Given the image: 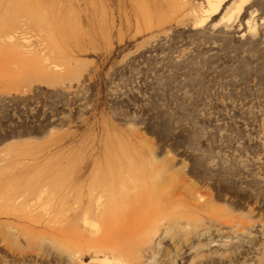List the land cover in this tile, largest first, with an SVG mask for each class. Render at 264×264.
I'll list each match as a JSON object with an SVG mask.
<instances>
[{
	"label": "rangeland",
	"instance_id": "374dc122",
	"mask_svg": "<svg viewBox=\"0 0 264 264\" xmlns=\"http://www.w3.org/2000/svg\"><path fill=\"white\" fill-rule=\"evenodd\" d=\"M205 1L0 0V264H264V0Z\"/></svg>",
	"mask_w": 264,
	"mask_h": 264
},
{
	"label": "bare ground",
	"instance_id": "6f19581e",
	"mask_svg": "<svg viewBox=\"0 0 264 264\" xmlns=\"http://www.w3.org/2000/svg\"><path fill=\"white\" fill-rule=\"evenodd\" d=\"M224 1L225 0H206L205 1L206 2V6H205L206 9L203 12L204 14L196 17L195 23L201 24L204 21L211 18L212 16H214L215 14H217L220 11L221 6L224 3ZM233 2H234L233 6L235 5L234 8H235L236 12L239 13L242 10V8L245 6L247 0H234ZM27 21L28 20H26V22ZM2 45L9 47V53L10 54H13V55L16 54V56H20V54H22L21 49H20V48H22V46L20 45V42L17 38V35L14 33V30H12V29H6L3 33H0V46H2ZM42 68L44 69V71L39 70V72L42 75L43 74L46 75V73L48 72V71H46L47 69L45 70L44 67H42ZM5 75H7V73L3 72V74L1 76H5ZM25 189H26V187H25ZM24 191L25 192L22 194H20L18 192V194H16L12 199L13 203L15 202L14 203V205H15L14 212H19L21 214L19 216V218H24L30 224H41L42 225V223H43L46 226L52 224L53 228H55L56 226L61 224V222H62L61 218L63 216H61L59 218V217L52 216L50 214L51 215V217H50L49 213L44 212V210H45L44 208L43 209L40 208L42 206L41 204L49 197L50 194L54 193V196H55V194L60 195L59 190L56 191V190H53L50 188H45V185L42 184V185L31 186L30 188H28L27 190H24ZM62 193H63V191H62ZM58 198H59V196H58ZM31 200H34V204H31V205L27 204L26 201H31ZM10 202L8 204H10ZM53 203H54V201H53ZM54 211L56 212V210H53V212ZM62 213H64V212H62ZM107 213H108V196L105 195L103 197L102 195H100L99 197L96 198L95 205H94V214L96 216H98V221L95 224H93L94 222H92V224H89L87 222V220H84V222H83V225L85 226L84 230L86 233L85 234V242L88 244V246L90 248L97 249L100 254L102 253L103 248L107 251V253H105V254H108V247H105V246L103 247V245H102L103 244L102 242L104 241V238L107 235V231H108V222L106 220ZM45 216H46V218H45ZM64 219H65V217H64ZM43 227H45V226H43ZM55 233H56V231H55ZM83 247H84V245H83ZM113 253L114 252H111V254H113ZM115 255H116V252H115ZM120 263H121V259L118 257V258H115L113 260V262L110 264H120Z\"/></svg>",
	"mask_w": 264,
	"mask_h": 264
}]
</instances>
